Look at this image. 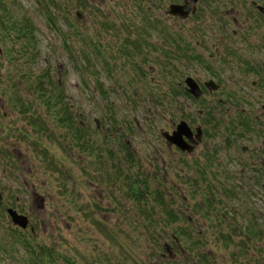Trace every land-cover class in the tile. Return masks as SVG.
I'll return each instance as SVG.
<instances>
[{
    "label": "rangeland",
    "instance_id": "obj_1",
    "mask_svg": "<svg viewBox=\"0 0 264 264\" xmlns=\"http://www.w3.org/2000/svg\"><path fill=\"white\" fill-rule=\"evenodd\" d=\"M171 1L0 0V14L21 27L11 35L0 25V244L11 250H0V264H31L23 242L51 252L40 264H264V221L251 228L264 209V178L196 179L162 136L181 116L171 85L207 77L187 49L177 59L167 53L172 38L191 45L213 38L191 37V21L167 17ZM252 1L264 4L225 7L254 19ZM249 32L255 39L258 26ZM244 103L263 114L264 100ZM120 141L130 142L128 153ZM9 208L28 217L26 229L13 225ZM244 246L246 259L236 262Z\"/></svg>",
    "mask_w": 264,
    "mask_h": 264
},
{
    "label": "flooded vegetation",
    "instance_id": "obj_2",
    "mask_svg": "<svg viewBox=\"0 0 264 264\" xmlns=\"http://www.w3.org/2000/svg\"><path fill=\"white\" fill-rule=\"evenodd\" d=\"M225 4L226 0H172L165 9L164 13L171 19L191 21L192 27L188 30L191 37L211 32L213 38H210L211 42L196 39L194 45L172 38L175 47L167 53L175 57L180 50L187 49V60L197 63L207 77L186 76L171 85L175 99L183 101L176 100L174 106L181 116L172 122L170 130L162 132V136L177 165L181 164L185 169L191 167L196 179L204 176H222L231 181L264 178V105H261V114L244 103L253 99L264 100V13L259 9L264 8V4L252 1L248 13L254 9L257 15L254 19L247 17L244 20L236 17L233 4L229 8ZM171 6L179 7L176 14L170 13ZM201 21L215 22L216 28L205 30ZM231 25L236 29H229ZM257 26L258 36L250 40L249 28ZM176 34L171 32V36ZM237 35L240 36L238 41L234 39ZM142 36L144 44L151 43ZM199 47L203 48L202 54L198 52ZM241 47H245L248 53L259 50L262 56L259 59L244 55L240 53ZM119 48L122 53L127 52L125 45ZM203 53L208 57L205 58ZM165 134L171 141L165 138ZM253 137L261 138L260 144H256ZM77 139H80L79 135ZM129 144V141L117 143L123 153L129 152ZM242 156L244 162L240 159ZM233 165L240 168L236 170ZM114 168L116 175L120 176V164H115ZM186 176V173L182 174V177ZM237 188L244 190L240 184ZM226 189L231 193L236 190ZM207 190L211 192L210 187ZM245 190L252 193L247 188ZM260 210L262 208L257 211L258 217L262 218L264 214ZM258 217L253 216L251 228L256 229L254 223Z\"/></svg>",
    "mask_w": 264,
    "mask_h": 264
},
{
    "label": "trees",
    "instance_id": "obj_3",
    "mask_svg": "<svg viewBox=\"0 0 264 264\" xmlns=\"http://www.w3.org/2000/svg\"><path fill=\"white\" fill-rule=\"evenodd\" d=\"M4 23L6 24L5 26H4ZM0 25L2 26V28L3 29H6V31H10L11 32V35H12V33H14V34H16L17 33V31H18V33H20L21 32V27L20 28H18L17 26H16V23L14 22V21H12V18H10L9 17V15H8V13H7V11L5 10V9H3V11H2V14H0ZM16 29H17V31H16ZM39 89H41V87L39 88ZM38 89V90H39ZM41 91H43V90H41ZM260 209V208H259ZM262 211V214L264 213V209H262V210H260V212ZM260 220H262V221H264V217H258V219H257V221H260ZM259 227H260V225H259ZM257 230H259V235H263L262 233H263V231L261 232V230H260V228H257ZM224 236V235H223ZM12 238L13 239H15V240H17V241H20V239H21V241H25V240H22V238L20 237V236H17V235H13L12 236ZM23 244V246L24 247H26L27 249L26 250H28V249H30V250H28L29 252H32V253H34V255H35V257L33 256V258H31V264H40L39 262H35V260H38L39 258H40V256L43 254V252H44V254H49L50 256L52 255L51 254V252L49 251V250H47V252L46 251H44L43 249V251L42 252H38L37 254L32 250V248H31V246L29 245V244H27V243H22ZM3 245V244H2ZM0 250H4V254H8V253H11V250L10 249H8V247L6 248V246H1V244H0ZM246 253H247V248H246V246H244V250H243V252H239V254L238 253H234L233 254V256H234V260L236 261V262H239L238 260H242L243 258L244 259H246L245 257H246ZM242 255H245V257H240V256H242ZM3 257V256H2ZM2 257H0V259L2 258ZM32 260H33V262H32ZM35 262V263H34ZM51 262H54V261H51ZM255 262V264H260V262H259V260H255L254 261ZM67 263H72V262H70V261H67ZM196 264H200V262H196ZM241 264H251V260H250V258H248L246 261L245 260H243V263H241Z\"/></svg>",
    "mask_w": 264,
    "mask_h": 264
},
{
    "label": "water",
    "instance_id": "obj_4",
    "mask_svg": "<svg viewBox=\"0 0 264 264\" xmlns=\"http://www.w3.org/2000/svg\"><path fill=\"white\" fill-rule=\"evenodd\" d=\"M178 8H179L178 6H171L170 13L176 14L178 12ZM259 9L264 13L263 7H260ZM164 136L167 140L171 141L169 136H167L166 134ZM7 213L10 216L11 221L15 226H18L21 229L27 228V226L29 224V220H28V217L26 215L19 214L16 210H14L12 208L7 209Z\"/></svg>",
    "mask_w": 264,
    "mask_h": 264
}]
</instances>
